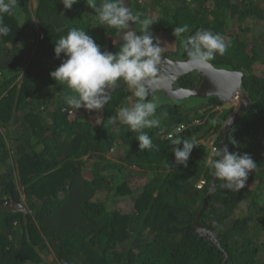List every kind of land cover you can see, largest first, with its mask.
Returning a JSON list of instances; mask_svg holds the SVG:
<instances>
[{
  "label": "trees",
  "instance_id": "16d2710c",
  "mask_svg": "<svg viewBox=\"0 0 264 264\" xmlns=\"http://www.w3.org/2000/svg\"><path fill=\"white\" fill-rule=\"evenodd\" d=\"M101 2L78 0L68 10L61 0H18L13 14L0 17L10 29L0 37V264H223L225 256L226 264H264V0H131L134 13L152 20L161 46L167 37L178 43L182 60L188 57L175 27L187 24L185 37L200 29L225 37L226 52L209 63L242 72L251 100L227 148L257 164L239 191L222 189L206 164L208 141L219 150L235 111L215 97L188 110L171 107L166 126L160 119L144 130L153 141L144 151L138 133L112 119L120 95L109 99L99 127L88 111L68 107L72 90L50 76L66 58H56L54 44L73 28L102 51L122 44L116 29L98 22ZM197 77L184 76L181 86H198ZM181 123L189 128L178 135L197 145L187 167L175 163L174 146L161 134ZM132 198L131 213L121 207ZM11 201L26 212L2 211ZM204 203L199 224L222 250L194 230Z\"/></svg>",
  "mask_w": 264,
  "mask_h": 264
},
{
  "label": "clouds",
  "instance_id": "9594fccd",
  "mask_svg": "<svg viewBox=\"0 0 264 264\" xmlns=\"http://www.w3.org/2000/svg\"><path fill=\"white\" fill-rule=\"evenodd\" d=\"M17 2L18 0H0V17L4 14H13L17 8ZM77 2L78 0H61L64 8L68 10ZM94 7L99 24L108 29H116L122 37L123 43L119 51L115 53L102 51L101 47L86 31L73 28L54 44L56 58L59 59L61 54L66 58L50 73V76L58 85H67L72 90L73 94L65 96L66 104L70 109H84L91 113L88 120L94 126L96 121L91 119L93 112H98L106 104L108 105L111 97L110 90L123 82L125 86L122 89L128 88L134 96L131 94L126 96V99L117 107L119 109L117 115L112 119H118L121 125L127 126L133 133H138L136 140L139 143L140 151L150 149L153 147V141L149 133L144 130L157 127L160 123V118L156 116L157 104L149 97L151 95L150 90L160 79L158 68L162 56L166 55L162 51L176 48L177 42L167 37V46H161L160 40L150 31V27L153 25L152 20L142 19L143 14L134 13L132 11L133 5L132 9L125 6V0H102L99 6ZM138 24L142 25L141 30L136 27L139 35L136 31L129 30L131 25L137 26ZM9 31V27L0 21V37L6 36ZM187 32H189V26L185 24L175 27L172 35L176 40H181L188 62L192 65L207 66L209 62L215 59L216 55H223L227 50L228 45L225 42V37L219 33L200 29L193 35L187 37L182 35ZM117 92H114V95ZM130 99L133 100L132 105L129 103ZM191 99H184L181 102L187 103V101H192ZM161 100H166L164 95ZM125 104L127 106H124ZM188 104L182 106L180 110L175 109L178 111L188 110L190 109ZM229 104H232L235 109L238 108V101ZM71 113L72 111L69 112V114ZM162 115L166 117L167 113ZM181 127L182 130L180 131ZM188 128V125L181 123L174 125L170 131L163 126L161 131L162 136L170 139L174 146L172 153L175 157V163L184 167H187L191 153L197 147L191 138L185 139L178 135ZM171 134L173 137L170 136L169 138L168 136ZM209 141L212 142L211 147L209 146L211 157L207 158L206 164L215 179L221 182L219 186L226 191L243 189L249 174L256 169L257 164L247 153H232L226 146L223 150L219 148L217 151L213 145L214 142ZM231 142L236 143L235 140ZM204 185L205 182L200 181L197 188L201 190ZM211 193L212 191L208 193L209 196ZM21 205L25 206L24 204Z\"/></svg>",
  "mask_w": 264,
  "mask_h": 264
},
{
  "label": "water",
  "instance_id": "95a60500",
  "mask_svg": "<svg viewBox=\"0 0 264 264\" xmlns=\"http://www.w3.org/2000/svg\"><path fill=\"white\" fill-rule=\"evenodd\" d=\"M125 6L132 9L131 0H125ZM129 30L136 31L137 35H139L135 25H131ZM118 40L123 43V39L120 35ZM191 73H195L202 77V81L198 87L173 88L176 81L184 76L190 75ZM158 76L160 77L159 82L152 87L150 90L151 95L149 97H152L153 93L161 91L166 98L177 101L189 98L204 99L209 97H215L219 102L223 103H233L238 101V108L226 123L222 133L220 149L223 150L225 146L227 147V139L231 128L238 120H240L251 105L250 98L243 90V73L236 70L215 68L210 63L207 66H196L189 63L188 59L179 62L170 60L168 56H162V61L158 68ZM124 86L125 84L121 82L114 89L110 90L109 94L111 95L114 92L119 91ZM105 106L98 112L94 111L92 120H100L98 121L99 124L102 122L105 117ZM215 186L216 180L214 179L211 183L210 191H213ZM208 196L209 194L206 196L205 200H207ZM205 206L206 203H204L202 211L196 217L194 230L199 233L200 236H208L209 240L217 244V246L222 250L221 245L217 242V235L203 228L199 224V219L205 209ZM1 210L18 213L25 212L26 208L17 202L11 201L9 205L2 206ZM227 258L228 256H225L223 264H226Z\"/></svg>",
  "mask_w": 264,
  "mask_h": 264
},
{
  "label": "flooded vegetation",
  "instance_id": "af4514ba",
  "mask_svg": "<svg viewBox=\"0 0 264 264\" xmlns=\"http://www.w3.org/2000/svg\"><path fill=\"white\" fill-rule=\"evenodd\" d=\"M117 41L119 42V43H121L118 39H117ZM177 44L178 43H176V48L174 47V48H171L170 50H168V51H166V49H164L163 51H162V53L163 54H166V55H164V56H168L169 57V59L170 60H174V61H185V60H182L180 57L181 56H183V54L182 53H180L179 52V47L177 46ZM188 59V58H187ZM191 74H193V73H191ZM195 74V73H194ZM198 77L195 79V81L194 82H196L198 85H200V83H201V81H202V77H200L199 75H197ZM193 80V79H192ZM191 80V81H192ZM190 81V80H189ZM190 81V82H191ZM181 83H182V78L181 79H179L178 81H176L175 82V84L173 85V88L174 89H176V88H184V87H182L181 86ZM196 86V85H195ZM190 87H192V86H189L188 88H190ZM163 92H161V91H159V92H157V93H154L153 95H152V97H150V99H152V101L154 102V103H157V104H160V105H162V107H164V106H170V107H172V108H177L178 110H180L181 108H182V106H184V105H186L187 103H189L190 105L191 104H193L192 103V101H187V103H181V101H177V100H172V99H169V98H166L165 96V98H166V100L165 101H161V99L163 98V95L164 94H162ZM112 96H114V93L113 94H111V97ZM110 97V98H111ZM198 105H199V103H197ZM179 107V108H178ZM94 113V112H93ZM93 118V115H92V117H91V119ZM102 123V122H101ZM101 123L99 124L98 123V121L96 120V123H95V126L96 127H99L100 125H101ZM94 126V125H93Z\"/></svg>",
  "mask_w": 264,
  "mask_h": 264
},
{
  "label": "rangeland",
  "instance_id": "374dc122",
  "mask_svg": "<svg viewBox=\"0 0 264 264\" xmlns=\"http://www.w3.org/2000/svg\"><path fill=\"white\" fill-rule=\"evenodd\" d=\"M150 31H153L151 28H150ZM257 31V29L255 28L254 29V31H253V33H255ZM153 33H154V31H153ZM152 33V34H153ZM174 43H176V42H174ZM173 43V44H174ZM264 68V67H263ZM121 91V92H120ZM129 94H131L132 96H134L133 94H132V92L128 89V88H126V89H121V90H119V92H117L116 93V95H120V97H121V99L122 100H124V99H126V96H128ZM135 99H136V97H135ZM194 99V100H193ZM121 100V101H122ZM162 101V100H161ZM193 102H198L197 101V99H195V98H192V103ZM131 105L133 104V100L132 99H130V102H129ZM181 103H185V102H181ZM157 104V103H156ZM235 105H237V104H235ZM158 106H160L159 104H157V112H156V116L158 117V118H160V119H163L164 120V122H165V126L168 124V122L170 121V117H171V115L173 114V112H174V110L170 107V106H164V107H162V108H158ZM226 106L227 107H232L233 105L232 104H229V103H227L226 104ZM236 110V109H235ZM181 111H183V110H181ZM163 113H167V115H166V117L165 116H163L162 114ZM181 113V112H180ZM174 115V114H173ZM209 146L211 147V145H212V142L211 141H209ZM99 197L101 198V199H104V197H105V193H101L100 195H99ZM134 205H135V198L133 199H131V200H129L127 203H124V204H122V207L121 208H123L125 211H129V212H133L134 211Z\"/></svg>",
  "mask_w": 264,
  "mask_h": 264
},
{
  "label": "built area",
  "instance_id": "2783aa9c",
  "mask_svg": "<svg viewBox=\"0 0 264 264\" xmlns=\"http://www.w3.org/2000/svg\"><path fill=\"white\" fill-rule=\"evenodd\" d=\"M182 130V127H181V129H180V131ZM170 136H171V138L173 137V135L171 134V135H169L168 137L170 138Z\"/></svg>",
  "mask_w": 264,
  "mask_h": 264
}]
</instances>
